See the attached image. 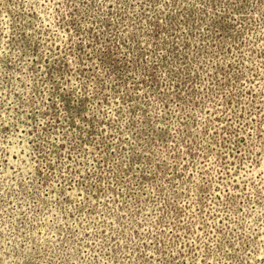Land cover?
<instances>
[{"label":"rangeland","instance_id":"obj_1","mask_svg":"<svg viewBox=\"0 0 264 264\" xmlns=\"http://www.w3.org/2000/svg\"><path fill=\"white\" fill-rule=\"evenodd\" d=\"M0 264H264V0H0Z\"/></svg>","mask_w":264,"mask_h":264}]
</instances>
